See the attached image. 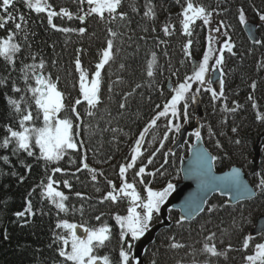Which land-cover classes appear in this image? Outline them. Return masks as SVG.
Returning <instances> with one entry per match:
<instances>
[{
	"label": "trees",
	"instance_id": "obj_1",
	"mask_svg": "<svg viewBox=\"0 0 264 264\" xmlns=\"http://www.w3.org/2000/svg\"><path fill=\"white\" fill-rule=\"evenodd\" d=\"M113 1L99 13L90 0H0V264H75L68 258L74 225L104 229L95 256L131 264L129 253L122 262L125 194L143 201L179 179L178 155L167 149L182 118L161 113L190 76L189 52L199 57L206 43L203 20L183 30L186 4L218 20L233 45L223 54L225 92L202 97L203 138L218 169L251 168L264 133V30L252 44L240 22L264 14V0ZM94 73L95 98H83L79 74ZM37 74L60 96L57 119L69 125L74 145L51 159L33 138L18 141L23 130L44 125ZM261 144L249 179L257 196L233 207L214 197L190 223L170 214L172 225L157 234L143 264H248L264 240L248 238L264 214V138Z\"/></svg>",
	"mask_w": 264,
	"mask_h": 264
},
{
	"label": "rangeland",
	"instance_id": "obj_2",
	"mask_svg": "<svg viewBox=\"0 0 264 264\" xmlns=\"http://www.w3.org/2000/svg\"><path fill=\"white\" fill-rule=\"evenodd\" d=\"M95 4L96 11L99 13L104 10H108L113 7L114 1L112 0H90ZM43 4V2H42ZM40 5L45 9V6ZM202 14V13H201ZM197 8L186 5L183 10V25L184 29L190 24L191 20L198 18ZM203 15V14H202ZM258 22L264 29V14H257ZM245 21H242L244 23ZM218 48L215 38L213 37L209 40L208 46L204 49L202 56L197 61V68L194 70L192 75L185 79V82L176 87L173 91L172 96L161 114H169L172 116L179 117L185 112L192 104V98L195 96H200L203 87V73L206 69H211L214 71L218 62ZM106 56V57H105ZM102 57V63L106 60L107 55ZM98 69V67H97ZM97 73L91 75V78L81 77L79 74V87L80 94L83 98L95 97L97 88ZM211 90V89H210ZM34 94H36L37 106L41 109L43 113L44 125L39 130H23V132L18 136L19 143L24 145L29 142L30 138H33L36 145L41 147L45 158L51 159L52 157H58L60 152L72 148L71 138L69 136V126L65 122H62L56 118V112L61 104L60 96L50 87L42 85L34 89ZM204 107V105H203ZM161 197H157L150 192L147 197V204L150 209L156 210L157 205ZM133 205V210L131 215L122 218L123 224L121 228L124 234H131L140 231L141 228H145V223L148 221V217L145 218L144 227L141 226L142 216L137 200H135ZM139 212V213H138ZM104 229H97L88 232L84 240H78L75 237L70 242L69 254L71 255V261L75 264H94L97 260L92 256L93 249L103 241ZM264 257V245L258 253L254 254L252 258L253 262L260 260ZM99 260V259H98ZM100 264H103L101 261Z\"/></svg>",
	"mask_w": 264,
	"mask_h": 264
},
{
	"label": "water",
	"instance_id": "obj_3",
	"mask_svg": "<svg viewBox=\"0 0 264 264\" xmlns=\"http://www.w3.org/2000/svg\"><path fill=\"white\" fill-rule=\"evenodd\" d=\"M245 31L252 41L257 40L253 25L246 24ZM195 100L197 103L198 99ZM196 103H194V110L197 118L194 124L188 128L187 123H184L178 129L176 139L169 147V152L172 153L182 147L188 133L194 132L196 135L199 133L198 121L203 118V113L200 105ZM259 153L258 146L255 145L253 147V168L249 174L257 169ZM179 174V181L170 184L171 191L158 209L160 222L143 233L131 237V261L133 264H143V254L154 240L155 235L160 229L170 225L167 219L168 210L176 211L180 221L189 222L202 212L206 201L213 194L226 197V204L229 205L250 199L255 195L248 184L247 175L240 169L233 167L221 173L215 172L213 157L204 147L199 135L189 147L187 157L181 158ZM261 232H264V216L256 220L255 227L250 234L254 236ZM79 234L80 231L76 232L77 237H81Z\"/></svg>",
	"mask_w": 264,
	"mask_h": 264
},
{
	"label": "bare ground",
	"instance_id": "obj_4",
	"mask_svg": "<svg viewBox=\"0 0 264 264\" xmlns=\"http://www.w3.org/2000/svg\"><path fill=\"white\" fill-rule=\"evenodd\" d=\"M260 216H262V214H261V215H259V216H257V218H256V219H258ZM256 219H255V220H256ZM68 255H69V256H68V258H69V259H71V255H70L69 253H68Z\"/></svg>",
	"mask_w": 264,
	"mask_h": 264
}]
</instances>
